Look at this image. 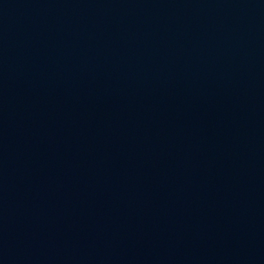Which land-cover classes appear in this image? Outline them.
Instances as JSON below:
<instances>
[{
  "label": "water",
  "instance_id": "1",
  "mask_svg": "<svg viewBox=\"0 0 264 264\" xmlns=\"http://www.w3.org/2000/svg\"><path fill=\"white\" fill-rule=\"evenodd\" d=\"M0 264H264V0H0Z\"/></svg>",
  "mask_w": 264,
  "mask_h": 264
}]
</instances>
